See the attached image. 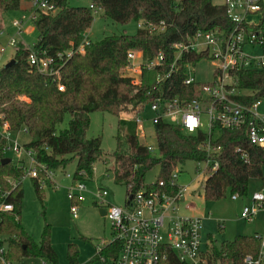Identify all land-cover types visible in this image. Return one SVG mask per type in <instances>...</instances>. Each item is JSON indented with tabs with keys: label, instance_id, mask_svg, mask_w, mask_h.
I'll return each mask as SVG.
<instances>
[{
	"label": "trees",
	"instance_id": "1",
	"mask_svg": "<svg viewBox=\"0 0 264 264\" xmlns=\"http://www.w3.org/2000/svg\"><path fill=\"white\" fill-rule=\"evenodd\" d=\"M20 2L0 0V11L19 10ZM52 2L58 7L56 13H41L32 21L37 31L36 42L25 45L19 41L13 62L0 66V124L7 125L8 133L23 131L29 136V141L23 145L32 150L38 164L52 171H65L74 162L75 169L70 174L72 179L69 178L71 183L90 180L95 163L103 160L101 136L87 135L91 112L101 111L118 117L122 111L144 108L158 96L176 97L186 102L195 99L202 83L183 82L185 64L191 62L195 66L202 59H211L206 53L184 55L179 62L176 61L169 78L158 84L148 81L136 86L130 77L122 74L128 50H141L145 59L162 53L169 68L175 58L174 43L186 42L198 31L217 29L227 34L234 26L225 4H217L213 0H91V4L101 7L103 17L122 25L143 21L163 27L161 30L138 27L134 34H111L96 41L88 40L83 53H73L60 63L58 54L84 42L93 14L89 6L74 7L69 0ZM260 4L261 17L257 29L259 37L264 38L263 0ZM32 52L38 57L54 58L60 63L59 72L48 74L31 66L29 55ZM233 74L237 80L234 98L238 102L250 105L264 98V67L240 68ZM59 86L63 89L60 90ZM66 113L70 115L68 125L57 131V125ZM153 128L157 145L155 154L150 153L133 132L120 135L117 131L115 136V149L110 153L113 159L111 172L113 182L124 186L127 196L144 184L145 174L156 166L159 167L157 180L168 181L175 166L208 159L203 148L209 139L205 131L198 129L187 133L179 125L163 120L153 124ZM215 128L217 137L214 140L210 138V141L220 147L214 156L218 168L203 181V199L218 201L226 191L244 197L249 180L257 176L264 185V147L249 142L244 126L230 129L216 124ZM6 146L5 137L0 136V202H11L14 209L2 214L0 232L9 237L13 258L43 257L57 263V255L51 245V226L45 223L39 240L35 241L21 224L25 172L18 161L15 163L11 158L8 162L2 161L7 158ZM241 153H245L246 160ZM10 180L15 181V185ZM31 180L44 208L42 187L37 179ZM176 188H171L170 192L175 193ZM259 246L256 234L236 235L220 244L213 240L206 245V263L244 264L246 255L257 256ZM77 256L76 245L68 244L69 263L79 264ZM94 261L93 257L89 263Z\"/></svg>",
	"mask_w": 264,
	"mask_h": 264
},
{
	"label": "built area",
	"instance_id": "2",
	"mask_svg": "<svg viewBox=\"0 0 264 264\" xmlns=\"http://www.w3.org/2000/svg\"><path fill=\"white\" fill-rule=\"evenodd\" d=\"M260 1L224 0L227 15L234 25L232 30L227 34L217 29L198 31L188 41L174 43L175 58L169 68L162 53L150 59H145L141 50L130 49L126 53L127 64L122 69V74L130 77L136 86L148 81L158 84L169 78L176 61L179 62L184 55L206 53V56L218 62L212 81L201 84L197 98L186 102L176 97L158 96L144 106L149 108L153 124L163 120L179 125L187 133L201 129L208 134L209 139L203 144L208 159L195 162L196 179L205 178L218 168V161L214 156H217L220 147L210 141V138L214 140L217 137L216 124L230 129L244 126L249 142L264 147V98L257 99L250 105L238 102L234 98L237 80L233 74L234 70L240 68L264 67V38L259 37L260 31L257 29L261 17ZM31 8L32 13L13 22L17 35H20L26 23L33 21L38 14H54L58 11L52 0H31ZM89 8L94 12L102 10L100 6L93 4H90ZM137 25L150 30H161L163 27L161 24L154 25L143 21H137ZM17 43L14 36L8 45L15 48ZM85 43H88L87 37L78 46L58 54L57 60L61 63L73 53H83ZM256 47L258 51H254ZM5 50V47H0V56ZM29 63L44 73L59 72L60 63L52 57H38L32 52L29 55ZM193 67L191 62L185 64V84L196 82L191 75ZM59 89L62 90L63 87L59 86ZM144 108L134 110L130 121L136 125L141 124L140 114ZM202 114L207 116L206 126L201 119ZM135 135L138 137L136 133ZM4 137L7 141L6 150L16 154L25 176L37 179L40 186L47 180L54 181V171L38 164L31 149L24 147L9 133ZM144 146L152 154L157 152V146ZM241 154L246 160L245 153ZM177 167L173 168L168 181L156 179L152 183H144L137 191L130 193L126 198L128 203L124 206L105 204L103 198L108 191L104 188L91 192L84 181L71 183L67 197L71 202L72 217H78L79 205L85 200V194L88 192L98 209H105L104 217L111 230L109 240L95 245V261L91 264H207L205 250L208 240H203L201 218L182 214L179 210L188 186L178 184L181 172ZM40 173L43 176H40ZM66 177L72 179L69 173ZM10 183L15 185V181L10 180ZM173 187H177V190L172 194L170 189ZM232 197L236 199L239 196L234 194ZM13 209V203L1 201L0 221L3 213ZM260 210H264V185L262 190L251 195L250 203L242 208L240 218L251 220ZM256 237L260 240L259 252L257 256L246 255L244 264H264V232L256 234ZM10 249L9 237L0 232V264H58L43 257L13 258Z\"/></svg>",
	"mask_w": 264,
	"mask_h": 264
},
{
	"label": "rangeland",
	"instance_id": "3",
	"mask_svg": "<svg viewBox=\"0 0 264 264\" xmlns=\"http://www.w3.org/2000/svg\"><path fill=\"white\" fill-rule=\"evenodd\" d=\"M264 1V0H263ZM214 3H223L224 0H213ZM69 4L74 7H88L91 0H69ZM20 10L0 11V25H3L0 31V45L5 47L3 57L10 55V63L13 62L15 48L8 45L12 37L25 45H32L36 42L37 31L33 22H27L20 35H17V29L13 22L22 16H28L32 13L31 0H21ZM93 22L87 32V38L91 41L101 39L111 34H134L138 25L136 21L122 25L116 21L102 16L101 12H94ZM254 51H258L256 47ZM4 58V60H5ZM3 63V62H2ZM0 63V66L6 65ZM218 62L213 59L200 60L191 71L197 82L205 83L213 79V73ZM142 123L136 125L130 121L133 111H122L118 117L106 112L95 111L89 114L90 127L88 137L100 135L102 138V149L104 151L103 160L97 161L94 165L93 177L85 181L87 189L91 192L104 188L108 194L104 196L105 204L124 206L126 203V189L122 185L113 182V159L110 153L115 149V136L117 131L120 135L125 133H136L138 140L143 145L156 147V138L154 134L153 123L151 122V112L145 107L141 112ZM70 119L69 113H66L62 122L57 125V131L64 129ZM201 119L204 125H207V116L202 114ZM8 131L0 124V136H5ZM11 137L16 138L21 144L29 139L24 133L12 132ZM6 157L13 159L16 163L18 157L11 150H6ZM180 170L178 184L188 186L187 194L192 192L195 198L184 194L183 201L180 205V212L186 215L197 216L202 221V235L205 241L212 243L213 240L220 244L223 240H231L236 235H254L264 232V210H260L251 220L240 218L242 208L245 204L250 203L251 195L263 188L260 177H253L249 180L247 195L233 199L229 191L218 201H205L202 197V187L204 177L196 179L195 162L187 161L177 167ZM75 163H70L65 171L56 170L54 175L56 180H47L41 186L43 194L42 208L40 200L37 198L32 180L25 176L22 179L23 200L21 208V224L25 231L38 241L45 223L51 226V245L57 255L58 264H68L67 246L70 243L76 245L78 250V263H89L95 256V245L101 244L103 240H109L111 230L109 222L104 216L99 214L98 207L90 193L85 194V200L79 205L78 217L73 218L71 215V202L67 197L71 180L66 174H73ZM264 175V168H262ZM159 175V167L156 166L149 170L144 177V183L154 182ZM195 178V179H194ZM44 212V214H43ZM40 261V260H39ZM220 264V263H217Z\"/></svg>",
	"mask_w": 264,
	"mask_h": 264
},
{
	"label": "crops",
	"instance_id": "4",
	"mask_svg": "<svg viewBox=\"0 0 264 264\" xmlns=\"http://www.w3.org/2000/svg\"><path fill=\"white\" fill-rule=\"evenodd\" d=\"M263 2H264V1H263ZM217 4H220V3H217ZM20 9H22V8H21V2H20ZM20 9H19V10H20ZM2 28H3V25L1 24V25H0V29L2 30ZM0 47H1V45H0ZM4 58H5V57H3V55L0 56V63L3 62L1 65L5 64V63L8 64V63L10 62V60H11V59H9V58H10V55H9V54L7 55V57L5 58V60H4ZM4 127H5V129H7V125H4ZM11 133H12V132H11ZM11 133H9V134H11ZM13 133H14V132H13ZM17 133H24V132H23V131H19V132H17ZM24 134H25V133H24ZM25 135H26V134H25ZM28 141H29V139L25 140L22 144H24L25 142H28ZM24 161H26V160L24 159ZM53 178H54V180H56L55 175H53ZM56 181H57V180H56ZM186 194H187V193H186ZM187 195H188L189 197L191 196L192 198H195V197L193 196L192 192H190V191H189V193H188Z\"/></svg>",
	"mask_w": 264,
	"mask_h": 264
},
{
	"label": "water",
	"instance_id": "5",
	"mask_svg": "<svg viewBox=\"0 0 264 264\" xmlns=\"http://www.w3.org/2000/svg\"><path fill=\"white\" fill-rule=\"evenodd\" d=\"M10 64V62L8 63V64H6V65H9ZM10 159L9 158H4L2 161L3 162H8ZM99 210V214L101 215V216H104L105 215V209L104 208H99L98 209Z\"/></svg>",
	"mask_w": 264,
	"mask_h": 264
}]
</instances>
